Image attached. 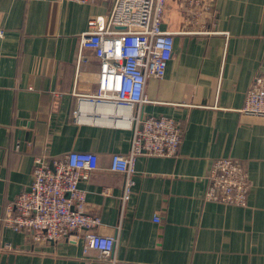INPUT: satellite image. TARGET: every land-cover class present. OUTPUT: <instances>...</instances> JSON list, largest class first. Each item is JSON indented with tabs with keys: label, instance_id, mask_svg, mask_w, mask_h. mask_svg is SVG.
<instances>
[{
	"label": "crops",
	"instance_id": "crops-1",
	"mask_svg": "<svg viewBox=\"0 0 264 264\" xmlns=\"http://www.w3.org/2000/svg\"><path fill=\"white\" fill-rule=\"evenodd\" d=\"M111 3L0 0V264H105L78 243L35 242L32 231L5 228V206L30 189L34 158L92 152L98 170L82 182L94 232L116 240L122 264H264V120L244 115L246 93L264 73V0H216L197 27L179 0H167L162 30L174 39L163 79L147 82V116L182 128L174 157L141 155L131 199L113 155H127V110L79 101L94 94L98 62L81 49L89 20ZM86 57L76 79L80 55ZM232 158L252 183L246 206L205 200L215 160ZM161 222H154L156 213Z\"/></svg>",
	"mask_w": 264,
	"mask_h": 264
},
{
	"label": "built area",
	"instance_id": "built-area-1",
	"mask_svg": "<svg viewBox=\"0 0 264 264\" xmlns=\"http://www.w3.org/2000/svg\"><path fill=\"white\" fill-rule=\"evenodd\" d=\"M80 4L111 3L107 16L88 22L81 49L94 53L98 62L94 94L79 96V101L108 104L131 112L125 125L132 131L127 155H113L110 171L123 174L122 203L132 195L136 160L141 155L174 157L182 141V128L172 118L147 116L140 110L148 102L147 82L163 79L172 59L174 39L162 30L167 0H60ZM195 26H205L213 16L216 0H179ZM4 32L0 30V37ZM86 57L79 56L76 79ZM241 113L264 120V73L257 75L246 93ZM33 180L28 191L5 206L2 223L16 232L32 231L35 242L78 243L100 254L105 264H122L114 258L116 240L94 232L101 225L99 216L87 212L86 191L80 187L99 168L92 152L72 151L62 157L34 158ZM205 200L230 206H246L252 183L245 165L232 158L214 161L208 177ZM161 222L157 212L153 220Z\"/></svg>",
	"mask_w": 264,
	"mask_h": 264
}]
</instances>
